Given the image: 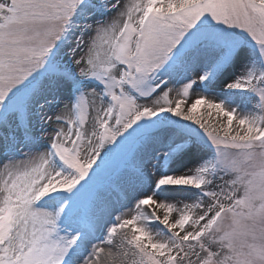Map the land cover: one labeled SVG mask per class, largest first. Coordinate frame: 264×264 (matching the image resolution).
Listing matches in <instances>:
<instances>
[{"label":"snow or ice","instance_id":"obj_1","mask_svg":"<svg viewBox=\"0 0 264 264\" xmlns=\"http://www.w3.org/2000/svg\"><path fill=\"white\" fill-rule=\"evenodd\" d=\"M0 264H264V0H0Z\"/></svg>","mask_w":264,"mask_h":264},{"label":"bare ground","instance_id":"obj_2","mask_svg":"<svg viewBox=\"0 0 264 264\" xmlns=\"http://www.w3.org/2000/svg\"><path fill=\"white\" fill-rule=\"evenodd\" d=\"M197 91H199V90H197ZM175 98H177L176 95H175ZM195 98H196L195 95H191V99L188 102V104L190 105L191 102H194ZM208 111L209 110H207L206 108H201V113L203 114L204 119L208 120L209 123L218 124L220 122V118L219 117H215V113H213V118L209 120Z\"/></svg>","mask_w":264,"mask_h":264},{"label":"rangeland","instance_id":"obj_3","mask_svg":"<svg viewBox=\"0 0 264 264\" xmlns=\"http://www.w3.org/2000/svg\"><path fill=\"white\" fill-rule=\"evenodd\" d=\"M172 96H173V98H175V93H173ZM190 99H191V95H190V97H189L188 102L190 101ZM210 124H212V123H210Z\"/></svg>","mask_w":264,"mask_h":264}]
</instances>
